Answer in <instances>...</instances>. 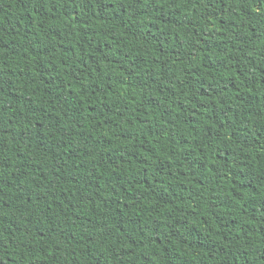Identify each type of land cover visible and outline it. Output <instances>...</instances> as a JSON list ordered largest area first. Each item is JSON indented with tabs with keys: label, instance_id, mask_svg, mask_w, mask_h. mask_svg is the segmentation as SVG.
Returning a JSON list of instances; mask_svg holds the SVG:
<instances>
[{
	"label": "trees",
	"instance_id": "trees-1",
	"mask_svg": "<svg viewBox=\"0 0 264 264\" xmlns=\"http://www.w3.org/2000/svg\"><path fill=\"white\" fill-rule=\"evenodd\" d=\"M0 264H264V0H0Z\"/></svg>",
	"mask_w": 264,
	"mask_h": 264
}]
</instances>
